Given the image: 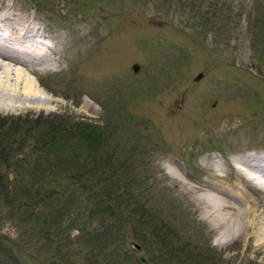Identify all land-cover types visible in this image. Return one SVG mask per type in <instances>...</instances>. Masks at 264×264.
<instances>
[{"label": "rangeland", "instance_id": "1", "mask_svg": "<svg viewBox=\"0 0 264 264\" xmlns=\"http://www.w3.org/2000/svg\"><path fill=\"white\" fill-rule=\"evenodd\" d=\"M16 2L50 36L60 66L33 75L51 102L0 110L31 128L20 157L32 152L31 167L34 150H43L26 118L44 116L39 125L56 118L66 129L91 123L97 146L74 143L78 154L113 151L124 163L117 192L124 196L111 197L110 214L89 208V201L97 208L96 197L80 191L69 211L66 195L59 203L49 196L73 192L59 178L36 198L38 215L26 211L30 200L0 196V264H142L140 255L151 264H264L243 238L218 239L202 193L227 185L214 167L234 177V159L264 155V0ZM13 170L10 186L20 173L31 181L26 170ZM45 203L64 212L58 221L45 218Z\"/></svg>", "mask_w": 264, "mask_h": 264}, {"label": "bare ground", "instance_id": "2", "mask_svg": "<svg viewBox=\"0 0 264 264\" xmlns=\"http://www.w3.org/2000/svg\"><path fill=\"white\" fill-rule=\"evenodd\" d=\"M47 39L50 36L29 10H23L16 0H0V110L51 102L33 78L60 68L51 57L53 51ZM193 110L186 111L187 117L194 114ZM231 168L234 177L214 167L213 175L225 179L227 185L223 191L216 192L211 186L202 192L203 214L213 227L219 228L221 242L243 238L248 247H254L264 257V155L241 156L234 159ZM240 185L255 190L259 196L244 193Z\"/></svg>", "mask_w": 264, "mask_h": 264}, {"label": "trees", "instance_id": "3", "mask_svg": "<svg viewBox=\"0 0 264 264\" xmlns=\"http://www.w3.org/2000/svg\"><path fill=\"white\" fill-rule=\"evenodd\" d=\"M42 117L44 116L34 117V120L29 118L25 119L27 122H32L30 123L32 129L34 128V130L39 131V134L35 139L41 144L40 148L43 149L39 151L34 150L37 163L30 167L29 165L33 153L26 152V154L21 157L20 155L25 146L24 140H27V137L34 138V136H29L30 134L27 135V133L31 131V128L22 129L20 127L21 121L19 118L8 121V117L0 116V196L3 195L4 200L6 201L5 203H11V200L19 197L26 200L28 199L31 203L26 205V207H29L26 211L29 212L31 210L29 213L30 215H38L36 210V203L38 202H36V198L40 196V194L42 196L48 194L46 190L48 188L46 181L47 183L54 185L52 182L61 178L70 180V183L65 187H70L74 193L63 191L62 187L61 190L55 188L56 192L51 189L49 196L53 195L55 202H57L56 199H58L57 203L62 201L61 194L66 195L68 210L73 211L76 208L71 206V204L80 201L78 200V196H80L79 192L81 191L85 193L84 196H91V198L96 197L94 204L97 208L92 206L89 201L90 199L83 198L85 202L89 201V208L94 209L95 212L109 211L110 214H112L111 211L114 209L110 205L111 197H114L115 195L118 197L124 196V191L119 194L117 193L120 180L122 179L120 173L123 171V161L117 159L114 156L113 151L111 153H107L106 150L104 153L101 151L98 157L85 159L78 154L80 153L78 151L79 149H77L78 146L75 147L74 145V143L76 144L77 142H82L81 147L86 146V149H95V145H91L96 144L97 141L96 136L93 135L95 127L91 123L78 122L77 124H74V126L72 125L70 128L66 129L63 127L65 123L55 120L56 118L50 119L47 117L46 119L49 121L44 120L42 125L37 124L36 119H41ZM15 138H19L18 140L21 142H17V145L14 146L12 141ZM103 143L104 141L100 140L99 145H102ZM40 151H43L46 154ZM50 152L53 153V155L48 154ZM13 166L21 171L26 170L31 181L25 180V176L20 173V178L15 177L14 185L10 186L8 183V177L11 173L10 170L14 172ZM36 178L39 179L37 183H35ZM47 178H49V182ZM101 191H104V193H100ZM57 192H60V194ZM100 194L102 198L106 199L105 201L101 199ZM98 196L100 198H98ZM80 199H82L81 196ZM106 201L109 204L104 205ZM124 202L127 203L129 200L125 199ZM45 204V206L42 205L45 209V218H49L50 215L52 223L58 221V218H56L58 214H64L61 209L54 207V203ZM93 214L94 213L90 211L86 218H90ZM75 219L78 220L77 217ZM68 225H71L72 227L74 223L69 222ZM104 225V222L100 221V225L97 226L100 227ZM97 229L98 228H95V231Z\"/></svg>", "mask_w": 264, "mask_h": 264}, {"label": "water", "instance_id": "4", "mask_svg": "<svg viewBox=\"0 0 264 264\" xmlns=\"http://www.w3.org/2000/svg\"><path fill=\"white\" fill-rule=\"evenodd\" d=\"M200 77H201V74H199L196 78H200ZM133 246H134L136 249H140V246H139L138 244H135V243H134ZM139 259H140V261H141L143 264H150V263L148 262V260L145 259L143 256H140Z\"/></svg>", "mask_w": 264, "mask_h": 264}]
</instances>
